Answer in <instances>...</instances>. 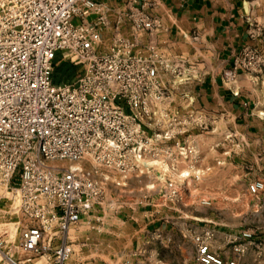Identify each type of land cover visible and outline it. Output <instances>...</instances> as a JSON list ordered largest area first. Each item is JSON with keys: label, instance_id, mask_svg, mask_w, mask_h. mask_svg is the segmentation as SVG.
<instances>
[{"label": "built area", "instance_id": "2783aa9c", "mask_svg": "<svg viewBox=\"0 0 264 264\" xmlns=\"http://www.w3.org/2000/svg\"><path fill=\"white\" fill-rule=\"evenodd\" d=\"M126 17L133 35L157 26L143 9ZM105 23L96 0H0V206L36 222L23 224L16 249L42 254L47 264H66L68 229L103 202L111 177L122 185L118 179L163 162L160 198L181 202L177 176L198 178L195 138L212 122L190 98L183 108L173 104L171 85L186 76L182 59L118 31L101 51ZM240 74L264 75V58L249 44L222 76L233 88ZM81 160L90 168L64 165ZM246 190L259 195L264 180ZM216 236L214 229L193 235L198 264H241L254 244L249 229L229 232L228 249ZM0 257L17 264L1 246ZM258 257L264 264V253Z\"/></svg>", "mask_w": 264, "mask_h": 264}, {"label": "crops", "instance_id": "0c3cea01", "mask_svg": "<svg viewBox=\"0 0 264 264\" xmlns=\"http://www.w3.org/2000/svg\"><path fill=\"white\" fill-rule=\"evenodd\" d=\"M96 1L106 18L100 50L107 49L118 31L140 45L151 42L182 59L186 76L178 86L171 85L173 104L183 108L190 98L192 107L212 120L209 129L195 138L200 152L194 165L198 178L177 176L183 184L198 181L187 183L188 193L239 195L250 175L264 179V75L240 74L233 88L222 76L244 45H256L264 54V39L250 37L249 0ZM138 8L157 26L133 35L126 14ZM183 167L180 164L179 169ZM164 169L163 162H151L143 174L130 177L140 182ZM116 181L111 177L107 184ZM161 186L163 182L148 190L149 197L140 203L115 204L105 195L100 205L68 229L65 241L73 252L66 264H198L193 235L201 230L196 222L200 219L184 218L185 204L162 201ZM256 206L264 208V202Z\"/></svg>", "mask_w": 264, "mask_h": 264}, {"label": "rangeland", "instance_id": "374dc122", "mask_svg": "<svg viewBox=\"0 0 264 264\" xmlns=\"http://www.w3.org/2000/svg\"><path fill=\"white\" fill-rule=\"evenodd\" d=\"M246 18L251 30V39H264V0H249V5L246 10ZM249 45L257 48L264 58V54L260 48L256 45ZM57 57L59 59V56ZM58 59H56V62H58ZM58 66H60V63H57L54 67L55 75H58V72L61 69L58 68ZM58 162L61 163V161ZM70 164L90 168V163L86 160L64 162L65 166ZM131 175H128L125 179H118L122 185H106L105 195H107L108 199H111L115 204L144 202L146 198L149 197L145 193L148 190H152L150 188L151 185H154V188L160 185L156 176L153 178L147 177L143 180L140 178V182H138L133 177H130ZM255 179L263 178L250 175V179L246 185ZM196 182L198 181L192 180L187 183L193 184ZM187 183L183 184V200L179 202V204L186 205L184 218L190 220H196L199 218L200 220H197L196 222L200 224L199 226L201 230H216L217 244L221 245L223 249H228L229 247L228 244L226 245L224 243L226 235L229 234V232L238 229H249L253 231L254 244L249 247L247 251L248 253L243 258L241 264H257L260 259L258 257V252L264 253V208H258L256 205L264 202V190L257 196L249 194L246 188L241 190L239 195L214 193L197 195L194 193H188V190L186 189ZM201 199L210 200V205H202L200 203ZM2 204L3 202L1 205ZM208 220H211V222H208ZM24 223L33 225L36 222L28 220L16 210L9 208L8 205L0 206L1 250L4 255L11 256L17 264H47V260L42 254H28L16 249L20 231Z\"/></svg>", "mask_w": 264, "mask_h": 264}, {"label": "bare ground", "instance_id": "6f19581e", "mask_svg": "<svg viewBox=\"0 0 264 264\" xmlns=\"http://www.w3.org/2000/svg\"><path fill=\"white\" fill-rule=\"evenodd\" d=\"M72 166H74V165H72Z\"/></svg>", "mask_w": 264, "mask_h": 264}]
</instances>
